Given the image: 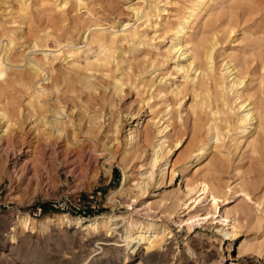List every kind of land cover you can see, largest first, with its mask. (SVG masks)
I'll return each instance as SVG.
<instances>
[{
    "label": "rangeland",
    "instance_id": "obj_1",
    "mask_svg": "<svg viewBox=\"0 0 264 264\" xmlns=\"http://www.w3.org/2000/svg\"><path fill=\"white\" fill-rule=\"evenodd\" d=\"M21 1L0 0V37L5 36L14 39L16 48L13 53L15 58L22 60L24 52H27L26 48L32 44L36 37L41 39L44 49H47L48 53L56 49L65 51L69 48L75 52H80L82 49L75 65L73 64L74 57L69 56V54L63 55V53L49 65L50 76L53 79H58L62 89L57 94L56 99L62 104L68 103V105H63L65 111L68 114L71 113L70 116L74 117L75 120H77V116H75L77 108L82 107L79 115L82 121H80L79 126L83 132L87 129L90 116L94 113L97 114L103 110L107 121L104 127L98 131L97 141L102 144L99 149L100 152L90 151V147L93 146L92 141L88 136L83 135L85 138L83 137L82 140H85L86 147L89 144L86 148L87 157H80L77 153L66 154L65 144L61 148L56 147L58 149L56 152L41 147L30 149L20 143L9 147L6 138L0 136V251L5 249L3 246L11 243L14 228L18 227V215H29L35 221L41 222L47 218L56 220L57 214L61 213L80 216L76 211L82 212L89 209L92 213L87 218L113 212L122 214L126 219L149 220L168 225L174 236L167 239V243L171 242L164 248L167 254L161 258V261L154 264H264V161L257 148L259 144L256 140L257 134L244 140L241 147H237L234 141L235 132L231 130L233 127L227 128L223 121L225 118H232L234 121L235 116L233 117V115L222 114L223 116H219L217 122L219 127H222L220 128V135H222L220 136L219 147L210 150L206 159L202 160L189 173L188 179L194 181L200 177L216 178L222 185L224 189L222 188L223 193L219 206L221 213L236 209L240 211L241 234L236 239L226 240L223 233L218 231L223 224L220 222L218 213L214 214L213 217L210 214L209 217L211 218L207 221L195 219L197 223L194 224L191 231L187 230L185 222L182 223V221L189 218L190 213L196 212V208L193 210L191 208H178L174 217L169 218L163 205L159 206L158 202L163 194L178 188L180 191L183 190L185 183H180L177 177L171 179L170 173L167 174L164 181L160 180L155 183L156 180L160 179L159 175L156 176L157 167L154 169L153 185L149 188V192L139 199H129L126 192L124 194H120L122 192L114 193L115 195L112 193L121 188V182L124 179L123 165L120 163L123 150H121L120 145H116V142L110 141L113 134L108 133L107 125L110 120L116 121L121 117L120 119L125 125L120 133V139H122L127 125H135L136 121L140 120V126L133 128L135 134L140 131L142 133L136 136L137 141L140 140L139 138L143 135L142 131L145 129L155 130L154 121L164 113L165 106L171 102L170 94L159 91H165V84L170 80L176 81L177 85L183 81V74L176 66L177 61L180 62V60L176 61V58L172 56L168 58L165 56V49L170 40L169 28L186 12L189 3L193 0H83L81 6H78L75 0H67L68 3L65 6V0H25L29 7L28 13L25 15L19 11ZM54 4L56 5L54 6ZM79 9H83L82 12ZM139 14L140 16H138ZM126 22L129 26L137 29L141 38L144 35L146 38L148 36V39L143 37L144 43L137 45L130 38H119L112 46L115 48L112 50V60L116 59V61L111 62L110 58L109 64L99 65L98 62H95L100 53L99 46L97 43L87 45L85 39L82 38L83 32L88 25L93 23L100 24L101 28L107 30L111 27L110 31L121 30ZM191 32L194 35L197 65L206 66L203 47L215 34L219 42L215 51L214 63L217 74H220L224 62L232 60L238 65L239 70L246 75L247 88L252 97V102L259 104L264 100V0H210L201 16L192 24ZM67 38L73 41L75 47H65V39ZM46 44L49 46L48 48H46ZM78 47L81 49L77 51ZM122 49L123 52L120 51ZM115 52L118 54L122 52L121 58L124 60L119 59L120 55L117 56ZM36 56L42 57L43 55L38 52ZM86 62L92 64L90 67L93 72L95 70L97 91L89 92L78 89L80 86L76 82L78 76L90 73V71L86 72L82 68ZM182 62L185 63L183 60ZM17 68H8L6 78L0 79V108L24 127H22L21 136H29L30 139L33 138L32 130H30L32 124L30 125V120L27 119L26 114L36 85H34L35 80L32 81L29 78L27 65L23 66L24 70L21 68L17 70ZM189 74H191V78L187 79L183 87L182 105L180 108L174 107L173 109L172 134L174 138L182 137L180 138L183 146L171 156L172 162L183 160L194 141L199 136L207 135L208 125L213 120V116L209 112L211 108H219L223 112L227 111L223 99L231 105L235 98V93L223 91L217 85L213 75L208 77L200 75L196 86H194L192 81L195 76L194 70H190ZM218 75H215L214 78L219 79ZM115 78L123 81L122 89L124 91L115 90ZM39 82L51 86L52 80H46L45 83L42 80ZM67 86L69 88L66 90L65 87ZM205 93H210L211 97ZM47 99L50 104L55 103L53 95ZM72 99L82 105H72ZM79 99L82 101L79 102ZM201 100L204 106L200 105ZM86 101L90 105H86ZM73 107H76L74 113ZM18 108L21 109L23 118L18 116ZM46 109L52 110L50 106H45L43 109L38 107V117H42L47 111ZM88 112H91L90 115ZM155 117L156 119H153ZM73 128L72 125L68 126L69 130ZM226 130L227 132H225ZM106 142H110L107 145L115 146L114 149L116 148L118 151L115 159H111L110 153L102 149L103 143ZM124 143L123 148L125 147ZM151 154L152 148H146V152L141 148L126 166L125 171L128 173L126 187L132 188L135 193L139 190L136 185L146 179L147 174L142 173L149 170L146 163ZM109 168L110 171L107 172L106 170ZM251 178L254 179V184L249 183ZM241 185L249 187L250 197L236 191L239 190L237 186ZM235 187H237L236 190ZM191 202L192 199L188 203ZM43 203H50L46 212L41 208ZM211 204V198H204L200 205L196 204L195 207L198 208V213L202 214V218L207 216L209 210H212ZM125 224L128 222L120 221V225ZM19 233L21 237H24V240L18 249V254H8L7 247L5 249L12 264H75V262H80L78 264H118L113 253L108 254L102 260L90 261L92 258L101 257L96 253L101 251L99 248L102 245L96 243L98 234L86 235V231L82 228H68L65 225L57 224L42 227L40 223H37L33 228L24 230L22 233L20 230ZM29 237L31 240L28 239ZM239 239L256 243L262 242L261 253L245 252L238 255ZM90 243L93 244L90 245ZM188 246H191L195 256L189 254ZM129 264H139L137 257L130 258Z\"/></svg>",
    "mask_w": 264,
    "mask_h": 264
},
{
    "label": "bare ground",
    "instance_id": "obj_2",
    "mask_svg": "<svg viewBox=\"0 0 264 264\" xmlns=\"http://www.w3.org/2000/svg\"><path fill=\"white\" fill-rule=\"evenodd\" d=\"M75 1H76L78 6L82 5L83 0H75ZM26 2L27 1H25V0L21 1L20 7H19V11H21V13L24 15L28 13V8H29L28 4H26ZM208 2H210V0H193L191 3H189L190 5L187 7L186 12L176 21L175 24H173L169 28L170 40H169V45L165 49L166 50L165 56L167 58L172 56V57L176 58V61L180 60V62L177 61L176 66H177L178 70L181 71L183 74V76H182L183 81L179 85H177L176 81L174 82V80H170V78H169L170 81L168 83H166V81H165L166 84L164 83L166 90L165 91H159V92H164V93L167 92V94H170V101L171 102H169L165 106V108H164L165 110L163 109L164 113L162 112L163 114L161 116L157 115V116H159V117L156 116L157 119H156V117L153 118V119H156L154 121L155 130L150 131L148 129L147 130L143 129L144 130V131H142L143 135L141 138H139L140 140L137 141L136 136L142 134L141 131L139 133L135 134V131L133 129L135 127L140 126V120H137L135 125H132V124L127 125V129H125V135H123L124 138L121 137L122 139H120V133L122 132L123 128L125 127L124 123L120 119L121 117H119L116 121L115 120L109 121V123L107 125L108 133L113 134V137L111 138L110 141L116 142V145H120L121 150H123L122 151V157L120 159V163L123 165V171H124V179L121 182V188L116 190L115 192H112V193H113V195H115L114 193L122 192L120 194H124V192H126L129 199H139L141 196H143L147 192H149V188H151V186L153 185V183H154L153 179H155L154 178L155 177V170L154 169L157 167V170H156L157 175L156 176L159 175L160 179L156 180L155 183H157V181H160V180L164 181L167 174H169V173L171 174V179H174L175 177H177V179L180 180V183H183V182L185 183V186H184L185 188L183 190L180 191V188H178V189H174V190H172L166 194H163L161 196V199L158 202L159 206L163 205L165 212H166V214H168L169 218L174 217V214L178 208H181V209L182 208H184V209L185 208L186 209L191 208V210L196 208V210H195L196 212L190 213L189 218L182 221V223L185 222L187 230L191 231L194 227V224L197 223L195 219L199 218L200 220L207 221V219L211 218V217H209L210 214L213 217L214 214L218 213L220 215V222L223 223V224H221L222 228H219L218 231L220 233H223L224 237H226V240H228L231 238L236 239L241 234L242 221H241L239 209H236V210L231 211V212L224 211L223 213H221V208H219V206H220V201L222 198V193H223L222 188L223 187L217 181V179L216 178L206 179V178L200 177V178H196L194 181H192V180L188 179V175H189V173H191L193 171V169L199 163L202 162V160L206 159V157L209 155L210 150H212L213 148H217V146L219 147L220 136L222 135V134L220 135V128H222V127H219L217 121L219 120V116H221L222 114L233 115V117L235 116L234 117L235 122L232 120V118L231 119L225 118L223 121H224L225 125L227 126V128L230 126L233 127V129H231V130H233L235 132L234 141L236 142L237 147H241L244 140H246L249 137L257 134L256 140H258V143H259L258 144L259 146L257 145V148H258V151L260 152L261 158L264 161V100H262L259 104L257 102H254V103L252 102V97L249 94V91L247 88V81L248 80H246L247 79L246 75H244L239 70L238 65L236 63H233L232 60L224 62V64L222 65L223 68L221 69L220 74L219 75L217 74L215 67H214L215 66L214 63H215V51H216L217 46L219 45V42H218L217 36H215V34L210 40L207 41V44L203 47L206 66L203 67L202 64L197 65V62H196L197 56H196L195 51H194V35L191 32L192 24L194 23L195 20H197L201 16V14L205 10V7L208 4ZM67 3H68V1L65 0L64 6ZM11 4H12V2H11ZM146 4H148V3H146ZM55 5L56 4H54V6ZM185 6H187V5L185 4ZM9 7H11V6H9ZM143 8H145V6ZM7 9H9V8L7 7ZM7 9H6V11H8ZM81 10H83V9H79V11H81ZM87 11H88V9H87ZM138 16H140V14ZM144 23H142V24H144ZM122 24H123V22H122ZM142 26H144V25H142ZM108 30L105 28H101L100 24L98 25L96 23H93V24H90L87 26V28L83 32L84 34L81 33L82 38L85 39L87 45H90L93 43L98 44L99 49H100V53L97 55L96 61L95 60L94 61L98 62L99 65L106 64V63L109 64L108 61L110 58H111V62L116 61L115 58H114L115 60H112V54H113L112 50L115 49L112 46L116 43V41L119 38H121V39L130 38L137 45L143 44L144 40L142 38L143 37L146 38V36H144V35L141 38L137 29L133 26H129V24H127V22L125 25H123L121 30H114V31H112V30L108 31ZM203 31H204V29H203ZM205 31H207V30H205ZM216 32H218V31H216ZM164 34H166V33L164 32ZM228 36L230 37V35H228ZM64 38H66V37H64ZM151 38L149 39L150 41H151ZM146 39H148V36ZM65 40H66L65 41L66 42L65 47H69V46L75 47V44L73 43V41L69 40L68 38ZM45 46H46V48L49 47L47 44ZM62 46H64V45H62ZM58 47H59V45H58ZM15 48H16L15 41L12 37H5V36L0 37V79L4 78L6 76L8 68L14 67L16 69V67H18V68L23 69V66H25V65L28 66L29 78H31L32 81L35 80L34 85H36L35 90L31 96L32 97L31 101L28 104V112L26 114L27 119L30 120V125L32 124L30 126V130H32L31 134L33 135V138L29 139V136H27V137H23L25 135L21 136L23 126H21L17 121H14L13 118H11L9 115H7L6 112L0 108V133H1L0 136L1 137L3 136L4 138H6L7 145L10 147L11 145L15 146V145L20 143V144L26 145L30 149H32V147L33 148L36 147L35 149L41 147L44 149L49 148V149H52L53 151L56 152V150H58L56 147L61 148V146L63 144H65L66 145V149H65L66 154L77 153L78 156L81 157V156L87 155L86 148L89 145L88 144L86 147L85 140H82V138L84 137L83 135H85V136H88V138L90 139V141H92V144H93V146L90 147V151L97 153L100 149V146L102 145L97 141L98 131L104 127V124L107 121L105 119L106 115L103 114V110H102V112H98L97 114L94 113L93 115H91L89 123L87 124V129L83 132L81 127L79 126L80 121H82L81 118L79 117L81 110H82V107L77 108L76 112H75L76 107L72 108L73 113L75 112V116H77V120H75L74 117L70 116L71 113L68 114L65 111V107L63 105H68V103L62 104V102H60V101H58V99H56L58 97L57 94L60 93L62 91V89L60 88V84H59L58 79H53L50 76L51 73L49 70V65L55 59L59 58L62 53H63V55L69 54V56L74 57L73 64L75 65L77 57H78L79 53L82 51L81 47H78L76 49L77 51L81 49L80 52H75V50H71L69 48L65 51H62L61 49L55 48L56 50H51L50 53H48L47 49H44L45 47L42 44L41 39L39 37H36L34 39V41L32 42V44L26 48L27 52H24V56H22V58H23L22 60H18L15 58L16 56L13 53ZM116 51H117V49H116ZM120 51L123 52V49ZM38 52H41L43 56L42 57L36 56V53H38ZM115 53H117V52H115ZM121 53H119V54L117 53V56L120 55V57H118L119 59L122 57ZM124 53H125V51H124ZM33 54H34V56H31ZM22 55H23V53H22ZM50 56L53 58H51ZM62 56H61V58H62ZM121 59L124 60V58H121ZM182 60L185 63H183ZM22 62H24V64H22ZM89 62H91V61H89ZM120 62H122V61H120ZM165 62H167V61H165ZM123 63H124V61H123ZM69 64L71 66V63H69ZM91 65L92 64L88 63V62H86V64L83 65L82 68L86 72L90 71V73H87L86 75L83 74V76H78V78L76 79V82L80 84L78 89L88 90L89 92L90 91H97V88H96L97 83L95 81L97 79H95L96 77L94 74L95 70L93 72V70L90 67ZM108 66H110V65H108ZM18 68H17V70H18ZM121 69H122V67H121ZM190 70L191 71L194 70L195 76L192 78L194 86H196L200 75H203L206 77L213 75V79L217 83V85H219V87L223 91L227 90L228 93L229 92L235 93V95H234L235 98L232 102L233 105L232 104L229 105L225 101V99H223V104L227 106V109H228L227 111L223 112L219 108H216V109L211 108V110L209 112H211V114L213 116V120H212L211 124L209 122L210 125H208L209 127L207 128L208 129L207 135L206 136H199L194 141V144L187 151L183 160H180L179 162H172L171 156L175 153L176 150H179L183 146L182 139H181L182 137L180 136L181 138L180 137L174 138V136L172 134V131H173V115H174L173 109H174V107L180 108L182 105V102L184 99L182 96L183 95V87L185 85V82L187 81V79H189V77L191 75V74H189ZM104 71H106V70L104 69ZM131 71H132V69H131ZM52 72H53V70H52ZM177 74H178V72H177ZM248 74H250V73H248ZM215 75H218L219 79L214 78ZM125 77H127V76H125ZM106 78H107V75H106ZM50 79L52 80L51 86L44 85V84H41L39 82L41 80L44 82V81L50 80ZM64 82H66V80H64ZM127 82L129 83V81H127ZM133 83H134V81H133ZM208 85H209V83H208ZM123 86H124V83L121 79H117V78L114 79V88L116 91H119V92H121L122 90L124 91V89H122ZM140 86H142V85H140ZM145 87L147 88V86H145ZM65 88L67 90V88H69V87L67 86ZM72 92H70V93L72 94ZM155 92H157V91H155ZM210 93H212V92H210ZM210 93H208V94L205 93V94H207L208 97H211ZM52 95H53V98L55 100L54 104H50L49 100L47 99L50 96L52 97ZM161 95H162V93H161ZM145 99H147V98H145ZM203 99H204V96H203ZM143 100H144V98H143ZM80 101H82V100L79 99V102ZM201 101H200V105L202 104L204 106L203 101H202V103H201ZM85 103H86V105H90L87 101ZM71 104L72 105H82L80 103H77L73 99L71 100ZM144 105H146V104H144ZM45 106H50L52 108V110L46 109L47 111L44 112L45 114L42 117H38L37 108L39 107L40 109H43ZM195 109H196V107H195ZM18 110H19L18 116H21L23 118V114H22L21 109L18 108ZM178 110H180V109H178ZM202 110H203V108H202ZM88 113L90 115L91 112H88ZM126 116H128V115H126ZM130 118H131V116H130ZM178 120H180V119H178ZM208 120H210V119H208ZM124 122H126V121H124ZM133 122H134V120H133ZM232 122H233V125H232ZM70 125H72V127H74L72 130L68 129V126H70ZM225 132H227V130ZM152 133H153V135H152ZM33 139H35V141H33ZM104 139H103V141H104ZM2 140H4V139H2ZM123 142H125L124 148H123ZM109 143L110 142L103 143L104 147L102 149L104 151L110 153L111 159H115L118 151L116 150V148L114 149L115 146L111 147L110 145H107ZM143 147L152 148V154L150 156H148V158H147L148 162L146 163L149 166V170H146L144 173H142V174H147L146 179H144L142 182H139L137 185L135 184L139 189L135 193L132 191V188L130 189V188L126 187L127 181H128L127 180V178H128L127 174L128 173L125 171V169H126L128 162L132 159V157L135 156V154L137 152L140 151L141 148H142V150H145V152H146V148L143 149ZM12 148H15V147H12ZM35 149H33V150H35ZM219 151L221 152V150H219ZM149 153H150V151H149ZM230 154H231V152H230ZM100 155L98 156V160L100 158ZM224 156H222V157H224ZM144 160H146V159H144ZM106 171L109 172L110 168ZM172 182H173V180H172ZM249 183L254 184L255 183L254 179L253 178L249 179ZM237 187H239V190L237 189ZM237 187H235V190L237 189L236 191H239V192L243 193L245 196L250 197L249 187H247L246 185H241V186H237ZM204 198H207V199L211 198L212 204H211L210 208L212 210L211 211L209 210V212L206 214L207 216L202 218L201 217L202 214L198 213L199 210L195 206L200 205L203 202ZM190 199H192V202L189 204L188 202L190 201ZM127 219L122 214H117V213H113V212L100 214V215L92 217V218H81V217L69 215L67 213H61V214H57V219H56L57 222L53 218H47L41 222H38V221H35L29 215H25V216L18 215V221H17L18 227L16 229L14 228V232L11 235L12 241L9 245L3 246V247L5 249L7 247V250L9 252L8 254H18L17 253L18 249L21 247V244L24 240V237H21V235L19 233L20 230L22 233V232H24V230H27L29 228H33L34 225L37 223H40V225L42 227H48L50 225L57 224V225H65L68 228L69 227L70 228L71 227L82 228V229H84V231H86V235L91 234V233H95V234L99 235V237L96 239L97 240L96 243H99L102 246L99 248L101 251L96 253V255H101V257H99L97 259L92 258V260H90V261L102 260L108 254H111V253L115 254L118 264H129L130 258H134V257H137L139 264H154V263H158L159 261H161L162 260L161 258L167 254V251H164L165 246H168L171 244V242L167 243V239H170L174 236L172 234V230L170 229V227L166 224H158L155 221H149V220L139 221V220H135L134 218H129L128 220ZM121 220L128 222V224H125L123 226L120 225ZM243 221H245V220H243ZM104 232L106 233L105 235H104ZM166 236H167V238H166ZM28 239L31 240L30 237ZM239 241H240V244L237 246L239 249L238 255H242L245 252L257 253V254L261 253V250L263 248L262 242H257V243L256 242H249V241H245L243 239H239ZM92 244L90 243V245H92ZM5 249H3V251H0V264H12V261L10 260L11 258L6 253ZM187 250H188L189 254L193 255V250L191 249V246H188ZM193 256H195V255H193ZM186 258L188 259L187 256H186ZM78 263H80V262H75V264H78Z\"/></svg>",
    "mask_w": 264,
    "mask_h": 264
},
{
    "label": "trees",
    "instance_id": "obj_3",
    "mask_svg": "<svg viewBox=\"0 0 264 264\" xmlns=\"http://www.w3.org/2000/svg\"><path fill=\"white\" fill-rule=\"evenodd\" d=\"M50 207V203H43L41 205V208L43 209L44 212H46ZM52 209V208H51ZM92 212L89 210L87 214L83 216H76V217H81V218H87L88 215H90Z\"/></svg>",
    "mask_w": 264,
    "mask_h": 264
},
{
    "label": "built area",
    "instance_id": "obj_4",
    "mask_svg": "<svg viewBox=\"0 0 264 264\" xmlns=\"http://www.w3.org/2000/svg\"><path fill=\"white\" fill-rule=\"evenodd\" d=\"M88 211H89V209L88 210H85V211H76L78 214H80V215H85V214H87L88 213ZM91 211V210H90Z\"/></svg>",
    "mask_w": 264,
    "mask_h": 264
}]
</instances>
